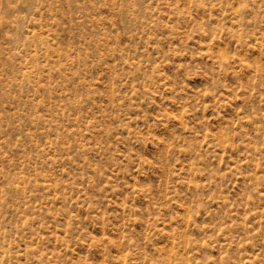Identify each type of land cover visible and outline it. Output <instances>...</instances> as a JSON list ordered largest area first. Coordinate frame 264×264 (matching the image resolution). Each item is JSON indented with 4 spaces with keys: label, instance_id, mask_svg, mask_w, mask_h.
<instances>
[{
    "label": "rangeland",
    "instance_id": "374dc122",
    "mask_svg": "<svg viewBox=\"0 0 264 264\" xmlns=\"http://www.w3.org/2000/svg\"><path fill=\"white\" fill-rule=\"evenodd\" d=\"M0 264H264V0H0Z\"/></svg>",
    "mask_w": 264,
    "mask_h": 264
}]
</instances>
